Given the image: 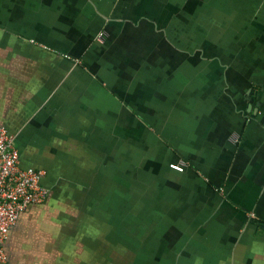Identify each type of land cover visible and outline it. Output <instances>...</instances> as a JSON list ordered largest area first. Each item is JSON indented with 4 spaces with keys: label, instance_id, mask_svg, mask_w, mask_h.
Listing matches in <instances>:
<instances>
[{
    "label": "crops",
    "instance_id": "obj_1",
    "mask_svg": "<svg viewBox=\"0 0 264 264\" xmlns=\"http://www.w3.org/2000/svg\"><path fill=\"white\" fill-rule=\"evenodd\" d=\"M0 127L54 195L8 264L102 259L120 177L150 264H264V0H0Z\"/></svg>",
    "mask_w": 264,
    "mask_h": 264
},
{
    "label": "built area",
    "instance_id": "obj_2",
    "mask_svg": "<svg viewBox=\"0 0 264 264\" xmlns=\"http://www.w3.org/2000/svg\"><path fill=\"white\" fill-rule=\"evenodd\" d=\"M104 32L98 35L103 41ZM176 172L182 168L171 166ZM43 170L23 168L16 138L0 127V264H8L7 241L12 228L32 205L45 202L50 189L43 183Z\"/></svg>",
    "mask_w": 264,
    "mask_h": 264
},
{
    "label": "rangeland",
    "instance_id": "obj_3",
    "mask_svg": "<svg viewBox=\"0 0 264 264\" xmlns=\"http://www.w3.org/2000/svg\"><path fill=\"white\" fill-rule=\"evenodd\" d=\"M116 182V181H115ZM108 180L103 182L105 188L102 192L100 206L102 212L110 215L115 224L113 227L114 234L119 237V241L112 246L106 237V230L108 229L106 220L107 215L102 213V228L98 226V223L93 224L94 233L102 232V260H106L107 264H150V260L147 257V247L155 248L158 252L157 244H151L146 242V222L142 225L135 219V213L131 211V189L129 188L128 179L120 177L115 183L114 189H110ZM135 194V193H134ZM146 204V197L142 196L140 204ZM135 210V207H134ZM145 215V213H143ZM134 215V216H132ZM146 218V215H145ZM29 238H27L28 240ZM154 251V250H153ZM115 254L112 255V253ZM115 255V257H114ZM117 255V256H116ZM120 257L118 258V256ZM157 255V254H156ZM150 256V255H149ZM163 263V261H162Z\"/></svg>",
    "mask_w": 264,
    "mask_h": 264
},
{
    "label": "trees",
    "instance_id": "obj_4",
    "mask_svg": "<svg viewBox=\"0 0 264 264\" xmlns=\"http://www.w3.org/2000/svg\"><path fill=\"white\" fill-rule=\"evenodd\" d=\"M114 179H115V177H114ZM109 183H108V185L109 186H111V187H114L115 186V180H110V181H108ZM104 189V188H103ZM96 204H98V203H96ZM102 213H104V212H102V209L101 210H98V211H95V210H92V211H90L87 215H89L90 216V219H91V224L93 225V224H95V223H100L101 221H99V220H102L103 218H102ZM105 215H107L106 213H104ZM104 220V219H103ZM92 221H93V223H92ZM106 223H107V225H108V229L106 230V232H107V234H106V237H107V241L112 245V246H117V244H115V243H117L118 241H119V237L118 236H116L115 234H114V231H113V227H114V224H115V222H114V220L112 219V217L110 216V215H107V217H106V220H104ZM92 231H93V229H92ZM101 256H102V254H101ZM93 258H95V257H93ZM92 259V258H91ZM96 260H101L102 261V259H98V258H95ZM113 261L114 260H112L111 262H110V264H112L113 263ZM102 264V263H101Z\"/></svg>",
    "mask_w": 264,
    "mask_h": 264
},
{
    "label": "flooded vegetation",
    "instance_id": "obj_5",
    "mask_svg": "<svg viewBox=\"0 0 264 264\" xmlns=\"http://www.w3.org/2000/svg\"><path fill=\"white\" fill-rule=\"evenodd\" d=\"M53 194L51 193V194H49V196H48V198H47V200L45 201V202H43V203H41V204H35V205H32L30 208H29V210H32V209H38V210H41V209H43V208H45V207H48L49 205H50V203H51V201L53 200ZM92 223H93V221H92ZM101 254H102V252H101ZM113 254H115V252H113L112 253V255ZM117 256V255H116ZM114 257H115V255H114ZM120 257V255L118 256V258ZM91 264H100V263H102V264H107V261L106 260H96L95 258H92L90 261H89Z\"/></svg>",
    "mask_w": 264,
    "mask_h": 264
}]
</instances>
